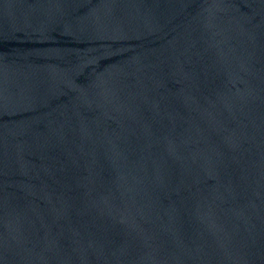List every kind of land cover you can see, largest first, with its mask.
I'll list each match as a JSON object with an SVG mask.
<instances>
[{
  "label": "water",
  "instance_id": "95a60500",
  "mask_svg": "<svg viewBox=\"0 0 264 264\" xmlns=\"http://www.w3.org/2000/svg\"><path fill=\"white\" fill-rule=\"evenodd\" d=\"M0 264H264V0H0Z\"/></svg>",
  "mask_w": 264,
  "mask_h": 264
}]
</instances>
